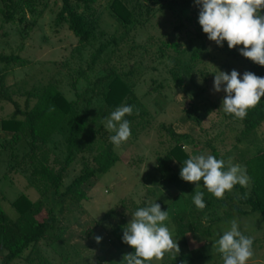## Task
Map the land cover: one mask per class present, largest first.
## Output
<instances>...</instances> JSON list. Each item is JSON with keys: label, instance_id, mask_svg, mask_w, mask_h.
Returning a JSON list of instances; mask_svg holds the SVG:
<instances>
[{"label": "rangeland", "instance_id": "obj_1", "mask_svg": "<svg viewBox=\"0 0 264 264\" xmlns=\"http://www.w3.org/2000/svg\"><path fill=\"white\" fill-rule=\"evenodd\" d=\"M110 2L97 0L94 5L98 23L96 38L81 52H78L79 40L68 25L57 23L63 6L61 0H44V16L33 25L28 16L29 27L6 23L0 18V55L18 56L27 62L25 67L0 64L1 98L11 97L24 110L27 102L34 107L35 96L54 85L69 101H79L81 114L88 110L89 127L94 132L102 128L97 138L104 137L111 143L109 136L113 133L102 123L110 115L102 93L104 79L116 72L128 75L127 81L147 113L144 117H139V112L133 113L137 118L130 125L131 137L120 147L114 146L119 162L105 176L83 186L88 201L82 202L61 194L87 165L95 166L93 155H75L61 194L57 195L43 185L31 186L32 168L25 160L28 143L12 144V135L0 132V205L16 220L18 214L11 204L26 195L32 202H43L45 208L38 217L40 222L51 216L56 220L47 238L12 264H118L134 249L128 246L118 251L111 236L112 227L127 224L136 207L155 201L169 213L166 224L177 239L180 253L175 259L166 254L152 264H176L182 254L189 253L200 257L196 264H222L212 244L230 227L232 219L238 221L243 234L253 239L254 256L247 264H264L263 218L260 214L242 215L250 209L240 204L238 192L233 189L219 199L224 207V211L218 212L222 221L213 222V211L199 216L189 190L193 183L180 178L175 162L170 163L171 173L161 175L156 170L158 159L171 146L170 136L161 131L163 126L189 138L185 148L190 155L217 152L218 159L227 161L231 157L234 164L246 168L247 160L264 151V126L249 138L241 139L242 125L220 109L226 93L215 92L213 87L218 70L228 74L236 70L241 78L245 71L254 73L247 62L249 59L229 55L224 46L208 38L197 39L196 28L187 22L181 26L177 13L165 7L154 8L144 16L142 26L128 32L113 19ZM193 4L196 5L195 0ZM174 45L178 46L177 50ZM102 46H106L105 51L92 64L94 54ZM242 47L233 49L240 53ZM196 51H199L198 58L192 61ZM176 61L191 67L189 73L185 69L181 71L182 86L176 84L172 75L176 69L182 70ZM15 111L12 103L0 100V122ZM47 149L50 166L59 171L69 155L66 136L56 135ZM21 161L26 164L11 171ZM200 185V191H207L203 182ZM246 190L249 194L250 183ZM106 217L107 221L99 223ZM194 221H197V231L186 227ZM181 226H185L184 237L179 236ZM96 236L102 238L100 243L96 242Z\"/></svg>", "mask_w": 264, "mask_h": 264}, {"label": "trees", "instance_id": "obj_2", "mask_svg": "<svg viewBox=\"0 0 264 264\" xmlns=\"http://www.w3.org/2000/svg\"><path fill=\"white\" fill-rule=\"evenodd\" d=\"M0 18L6 23L25 24L29 27L28 16L33 23L40 20L45 13L44 0H0ZM62 10L57 18L58 25L67 24L69 30L79 40L78 52L86 49L96 38L98 23L96 20V12L94 5L97 0H61ZM194 0H111L109 11L113 19L128 32H131L143 25L142 19L145 15H149L154 8L165 7L177 13L181 26L185 22L193 25L198 31L197 39L205 40L207 34L202 30L198 23L200 6L193 4ZM34 21V22H33ZM223 46L229 55L234 57L242 56L234 49H229L227 42H223ZM177 50L178 46H173ZM106 46H102L96 54H94L92 64L100 59L105 51ZM198 52L193 55L192 61L198 58ZM247 62L251 66V70L259 77H264V66L257 65L250 60ZM0 64L10 66L19 64L25 67L27 62L18 56H2L0 55ZM176 65L182 70L176 69L172 72L174 81L178 86L183 85L181 71L191 70L188 65H183L180 61H176ZM128 75H120L113 72L108 78H105V91L102 98L108 110V114L115 110L116 107L126 104L134 106V112L138 109L139 117H144L147 113L142 110V105L135 95L134 88L127 81ZM3 82V78L1 79ZM37 102L34 107H30L27 102L26 108L21 109L20 105L11 97L4 96L5 99L12 103L16 111L7 119L0 122V132L12 135V144L27 142L29 152L25 155L31 168V186L38 187L43 185L55 194L60 195L64 186V180L70 165L74 162L77 153H89L93 155L92 161L94 167L86 166L82 173L65 189L61 195L63 197L71 195L79 202L88 201L87 194L83 191L90 181L105 176L119 162V158L114 151V145L109 143L104 137L97 138L98 132H94L89 127V112L85 111L81 114L78 110L79 101H69L60 91L50 85L44 91L35 96ZM79 98V96H78ZM133 112V113H134ZM137 117L126 115L125 119L134 121ZM230 118L235 123L242 125L241 139L249 138L253 133L259 131L264 126V97L261 98L259 104L248 111L246 118L243 120ZM161 131L168 133L169 142L171 144L166 155L158 159L157 172L161 175L171 173L173 170L170 163L175 162L179 166V170L183 165V161L190 154L187 152L185 145L188 142L186 135H180L175 131L164 126ZM56 135L66 136V144L68 158L65 165L59 170H54L49 164L48 147L52 139ZM7 146L5 145V148ZM217 158V152H214ZM25 161L17 163L11 167V171L22 165ZM247 175L250 177L251 191L247 193L246 188L236 185L234 190L240 194V204L250 209V212H244L243 216L260 214L264 221V151L253 156L245 163ZM203 181H200V183ZM193 184L189 190L194 192ZM204 192V201L206 207L199 210L200 215H206L213 211L215 220L213 222L222 221L218 217V212L223 210L222 201L212 196L207 191ZM193 201V200H192ZM12 208L18 214L16 220H12L0 205V264H12L22 259L27 251H33L43 240L47 238L48 232L54 229L56 220L49 217L47 220L40 222L38 217L43 213L45 208L43 202H32L26 195H21L12 204ZM144 207V206H143ZM139 207H136V210ZM164 211V210H162ZM51 214V213H50ZM229 218L233 216L228 215ZM108 217L101 220L103 223ZM126 224L119 223L112 227L111 236L115 247L121 251L128 247L123 243V226ZM197 221L189 222L186 226L189 230H198ZM186 235L185 226H181L179 236ZM6 253L4 255L3 253ZM134 252V251H133ZM200 257L194 256L192 253L182 254L176 261V264H196ZM118 264H121L119 262Z\"/></svg>", "mask_w": 264, "mask_h": 264}, {"label": "clouds", "instance_id": "obj_3", "mask_svg": "<svg viewBox=\"0 0 264 264\" xmlns=\"http://www.w3.org/2000/svg\"><path fill=\"white\" fill-rule=\"evenodd\" d=\"M195 3L200 6L198 23L210 41L221 47L226 41L229 49L243 45L240 54L264 66V0H195ZM213 87L215 92L223 90L226 93L220 109L241 120L264 97V77L250 71H245L241 78L236 70L230 74L218 70L214 74ZM133 112L134 106L122 104L102 121L104 128L113 133L109 141L117 148L132 135L130 121L125 117ZM136 112L138 114V109ZM179 175L183 181L196 185L192 200L200 210L206 207L204 192L199 190L200 181L217 199H223L236 185L246 188L250 183L246 168L234 164L231 157L225 161L210 153L190 155L183 161ZM168 220V211H162L156 201L135 210L122 229L123 243L134 252L125 254L121 264H152L166 254L175 259L180 248L166 224ZM229 224L230 227L213 242L212 248L221 256L222 264H247L254 256L253 239L242 233L236 219ZM101 239L95 237L97 243Z\"/></svg>", "mask_w": 264, "mask_h": 264}]
</instances>
